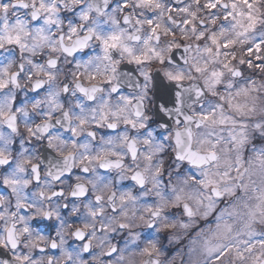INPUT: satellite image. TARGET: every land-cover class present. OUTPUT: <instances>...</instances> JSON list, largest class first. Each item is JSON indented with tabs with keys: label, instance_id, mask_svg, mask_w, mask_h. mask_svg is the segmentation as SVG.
Wrapping results in <instances>:
<instances>
[{
	"label": "clouds",
	"instance_id": "1",
	"mask_svg": "<svg viewBox=\"0 0 264 264\" xmlns=\"http://www.w3.org/2000/svg\"><path fill=\"white\" fill-rule=\"evenodd\" d=\"M0 264H264V0H0Z\"/></svg>",
	"mask_w": 264,
	"mask_h": 264
}]
</instances>
